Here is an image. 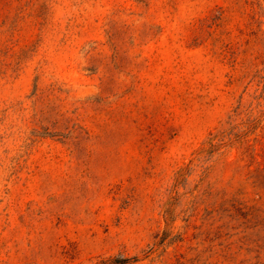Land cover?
I'll return each instance as SVG.
<instances>
[{
	"label": "rangeland",
	"instance_id": "obj_1",
	"mask_svg": "<svg viewBox=\"0 0 264 264\" xmlns=\"http://www.w3.org/2000/svg\"><path fill=\"white\" fill-rule=\"evenodd\" d=\"M0 264H264V0H0Z\"/></svg>",
	"mask_w": 264,
	"mask_h": 264
}]
</instances>
